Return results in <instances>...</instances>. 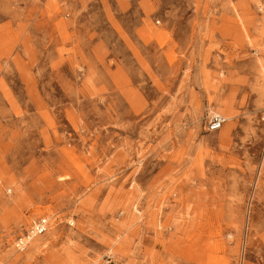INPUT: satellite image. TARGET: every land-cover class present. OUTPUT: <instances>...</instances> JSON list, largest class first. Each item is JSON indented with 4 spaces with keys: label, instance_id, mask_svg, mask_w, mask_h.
Segmentation results:
<instances>
[{
    "label": "rangeland",
    "instance_id": "obj_1",
    "mask_svg": "<svg viewBox=\"0 0 264 264\" xmlns=\"http://www.w3.org/2000/svg\"><path fill=\"white\" fill-rule=\"evenodd\" d=\"M0 261L264 264V0H0Z\"/></svg>",
    "mask_w": 264,
    "mask_h": 264
},
{
    "label": "built area",
    "instance_id": "obj_2",
    "mask_svg": "<svg viewBox=\"0 0 264 264\" xmlns=\"http://www.w3.org/2000/svg\"><path fill=\"white\" fill-rule=\"evenodd\" d=\"M225 120L222 116L216 114L211 116L208 121V131L215 132L222 128ZM50 227L49 220L47 218H39L32 223L30 228L21 236H18L14 241V249L16 252L22 253L24 252L32 238L44 236ZM0 264H3L0 261Z\"/></svg>",
    "mask_w": 264,
    "mask_h": 264
},
{
    "label": "bare ground",
    "instance_id": "obj_3",
    "mask_svg": "<svg viewBox=\"0 0 264 264\" xmlns=\"http://www.w3.org/2000/svg\"><path fill=\"white\" fill-rule=\"evenodd\" d=\"M31 240H32V239H31ZM31 240H30V242H31ZM38 243H39V242H38ZM38 243H37V241H34L33 244H32V246H34V248H35V247L37 248L36 244H38ZM39 246H40V245H39ZM39 246H38V247H39ZM36 248H35V249H36Z\"/></svg>",
    "mask_w": 264,
    "mask_h": 264
}]
</instances>
